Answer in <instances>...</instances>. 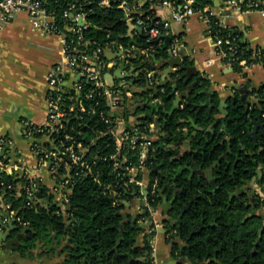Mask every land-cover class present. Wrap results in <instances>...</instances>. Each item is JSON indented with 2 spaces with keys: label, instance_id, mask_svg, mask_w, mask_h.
I'll return each mask as SVG.
<instances>
[{
  "label": "trees",
  "instance_id": "obj_1",
  "mask_svg": "<svg viewBox=\"0 0 264 264\" xmlns=\"http://www.w3.org/2000/svg\"><path fill=\"white\" fill-rule=\"evenodd\" d=\"M172 1L177 5L184 4V0ZM212 4V0H194L192 8L199 11ZM85 7L88 9L90 5ZM99 12L96 8L87 17L92 25L87 32L91 49L111 42L128 48L129 27L124 13L118 9ZM143 18L147 27L161 23V19L151 12ZM210 26L214 37L234 40L238 52L234 57L237 59L234 71L242 73L241 60H247L248 65L261 63L264 66V57L252 59L255 51L264 53V48H251L243 33L221 26L215 17H210ZM98 27L102 29L98 30ZM179 37L182 39V35ZM137 42L139 51L132 50L133 56L128 59L127 70L131 74L124 81L127 89L122 84H117L116 88L123 93L130 92L134 101L132 107H126L123 112L126 120L138 117L137 127L142 130L152 124L158 126L147 165L151 181H159L160 196L154 206L161 204L163 197L169 202L174 199L164 222V228L171 233L165 241L171 245L172 257L185 260L187 264H264V218L253 216L246 220L249 211L243 201L246 193L240 195L244 186L254 179L264 187V136L259 131L258 142L253 139L256 126L264 125V84L252 88L251 95L245 100L239 90H234L226 100V108L221 110L219 94L212 90L207 78L198 74L187 79L185 70L194 66L187 58L182 67L164 81L156 75V85L149 87V65L157 64L158 70H165V63L171 59L170 46H166V41L149 42L144 31ZM223 49L229 53L227 46ZM90 87L86 85V89ZM204 92L211 93L210 105H207ZM181 94H187V97L174 114L169 115ZM156 99H161L162 103L153 105ZM137 104L144 108L138 107L134 112ZM102 109H106L104 105ZM77 122L72 120L73 125H78ZM106 130L104 123L92 121L80 139L85 145L94 142L90 155L99 157L100 183L91 178L76 181L72 187L70 209L62 215H57L58 206L52 204V196H47L44 190L41 196L47 199V206L24 214L31 226L16 249L22 256L31 254L37 249L38 240L44 238L53 245L66 243L62 264H154L150 244L153 235L145 234V229L140 226L142 216L127 214L126 204H115L113 196L103 189L116 176L109 160L115 153L114 141L110 136L98 137V132ZM179 169H183L182 174L175 178ZM195 171L203 174L193 173ZM206 171L210 172L209 177L204 175ZM211 179L215 181L214 186L210 184ZM135 192V195H129V202L140 194L138 188ZM195 198L197 200L185 212ZM257 208L264 210V203L260 202ZM19 233L20 230H10L11 237Z\"/></svg>",
  "mask_w": 264,
  "mask_h": 264
},
{
  "label": "built area",
  "instance_id": "obj_2",
  "mask_svg": "<svg viewBox=\"0 0 264 264\" xmlns=\"http://www.w3.org/2000/svg\"><path fill=\"white\" fill-rule=\"evenodd\" d=\"M223 2L228 9L258 11L264 17V0ZM193 3L194 0H184L182 5L172 0H0V26L13 21L17 14L25 13L33 29L62 38L64 56V62L55 64L47 74L48 112L44 124L22 122V133L29 141V151L36 163L35 170L18 156L13 139L0 138V234L6 233L11 226L20 231L28 230L31 222L24 214L47 206V199L41 196L44 190L47 196H52V204L58 206L57 215H62L67 212L76 181L91 178L100 183V171L97 169L99 157L90 155L94 142L85 145L80 140L84 136V129L92 121H98L107 127L106 131L98 132V137L110 136L115 149L109 160L116 176L103 189L113 196L115 204L123 202L130 206L135 201L141 203L138 207V216H142L139 224L146 234L153 235L150 241L153 246L158 237L155 233L160 235L162 230L161 223L156 222L160 204L154 206L160 196L159 181H151L146 175L149 173L147 161L156 141V127L152 124L142 130L137 127L138 123L131 126L124 118L125 108L132 107L134 101L130 92L123 93L116 85L111 87L106 81L105 75L110 73L112 65L104 59V55L107 49L115 47L120 53L119 62H124L127 67L128 59L133 56L132 50L116 42L105 46L98 44L91 49L92 42L88 40L87 32L92 25L87 17L96 8L101 13L121 10L126 20L143 29L149 42L163 43L170 37V55L177 57L182 43L179 35L171 31L172 23L185 24L192 16L199 14L210 26V17H215L208 7L195 11ZM86 4L90 8L87 9ZM146 6L149 9H145ZM161 7L171 10V18L157 23L158 27H147L143 16L148 12L157 15V9ZM209 34L214 38L216 55L225 65L233 68L237 61L234 57L238 53L234 40L214 37L211 26ZM223 46H227L229 53ZM143 53L147 55V52ZM263 57L262 50H257L252 59L261 60ZM253 65H248L247 60L239 62L242 68ZM68 72L78 77L73 90L67 87L68 79L65 76ZM147 78L148 86L154 87L157 81L152 71ZM87 84L91 86L90 89H86ZM121 86L127 87L125 82ZM161 103V99L152 102L153 105ZM73 119L78 121V125L72 124ZM42 139H47L48 143H42ZM43 171L50 178L51 186H47L43 175L39 174ZM137 188L140 194L129 202V195H135ZM166 236L170 237L168 232Z\"/></svg>",
  "mask_w": 264,
  "mask_h": 264
},
{
  "label": "crops",
  "instance_id": "obj_3",
  "mask_svg": "<svg viewBox=\"0 0 264 264\" xmlns=\"http://www.w3.org/2000/svg\"><path fill=\"white\" fill-rule=\"evenodd\" d=\"M212 1L213 4L208 9L218 19L221 26L239 30L251 48H264V17L260 12H238L228 9L223 0ZM157 16L161 21L169 20L171 10L161 7L157 9ZM209 27L207 21L201 15L196 14L185 24L172 23L171 31L176 35H182V47L186 48L187 53L185 59L189 58L194 62L193 67L185 70L187 79L198 74L200 77L207 78L212 84V90L219 94L221 102L224 101L226 105L227 98L233 94L234 90L247 87L249 91H252V88L264 84V66L255 64L243 68L242 73H238L232 67L225 65L216 55L215 41L209 34ZM141 34L139 27L133 22V29L128 33V37L130 44L132 40L134 42L128 48L139 51L137 40ZM62 48L61 37L45 35L33 29L25 13L17 14L13 21L0 26V138L13 139L15 141L14 149H17L18 156L29 162L33 170H35L36 163L29 151V141L23 136L22 122L44 124L48 112L47 74L55 64L64 62ZM105 56L109 64L112 65L110 73L114 76L115 85L124 83L125 80L114 75L121 65L118 50L115 47L109 48L106 50ZM173 58L176 57H171V59ZM185 59H183L182 65ZM166 66L165 70L160 71L156 64V70L152 71L154 77L158 75L159 80L164 81L168 69L174 73L182 67L170 69L168 65ZM130 74L131 71L127 69L122 72L126 78ZM65 77L68 79V89L73 90V85L78 77L73 76L70 72ZM220 108L223 110L226 106L222 108L220 105ZM128 122L131 126L136 125L138 117H130ZM156 127L158 126L156 125ZM41 141L44 144L48 143L47 139ZM39 174L43 175L45 184L51 186L48 175L44 171ZM146 176L147 179H150L149 173ZM160 206L163 208V201ZM138 207V201H135L130 206L127 205L126 211L127 213L134 211L138 216ZM162 214L160 223L164 226L168 216L164 214L163 209ZM11 229L10 227L3 234L8 236V240L17 239L20 233L11 237ZM160 232L165 235L167 230H160ZM21 243L22 240H20L19 246ZM141 243L142 241L139 239V244ZM65 244L64 241L60 245L56 242L49 248L44 247L43 253L35 249L31 254L22 256L16 250L19 246L9 249L7 243L0 240V264H62L66 257V254L63 253ZM166 245L168 247H165ZM152 248L154 264H176V262L181 264L183 261L175 260L172 257L171 247L166 243L164 236L155 238Z\"/></svg>",
  "mask_w": 264,
  "mask_h": 264
},
{
  "label": "water",
  "instance_id": "obj_4",
  "mask_svg": "<svg viewBox=\"0 0 264 264\" xmlns=\"http://www.w3.org/2000/svg\"><path fill=\"white\" fill-rule=\"evenodd\" d=\"M98 14H101L100 12ZM128 27H129V32L133 29V22L132 21H129L128 22ZM139 30L141 33H143V29L139 27ZM134 41L132 40L131 41V44L133 43ZM170 42H171V38L170 37H167L166 38V46L169 47L170 46ZM131 44L129 45V47H131ZM187 56V53H186V48L185 47H182L181 48V52H180V55L176 58H173V59H170L168 60L165 64L169 66L170 69H173V68H176V67H181L182 66V61L183 59H185ZM115 67H117V65H115ZM149 68L151 71H155L156 70V66L154 65H149ZM127 69V67L125 66V63L122 62L120 67H119V70L114 74L116 77H118L119 79L121 80H125L126 79V76L122 75V72L125 71ZM172 73L171 70L168 69L167 71V77L165 78H169L170 74ZM105 79L106 81L108 82V84L111 86V87H114L115 86V81H114V76L111 74V73H107L105 75ZM240 94H241V98L242 100H245L247 98V95L251 93V91H249L247 89V87H243L239 90ZM204 94L207 96L208 98V101H207V105H210V96H211V93L209 92H204ZM187 97V94H181L179 95L174 104H173V108L171 109L169 115H173L174 112L180 107L181 103L183 102V100ZM225 102L222 101L221 102V107H225ZM138 107H142L144 108V105H137L134 109V112H136L137 108ZM150 108H156L155 106H150ZM190 123H192L193 127L194 128H197V126L194 124V122L192 120H190ZM259 131H262L263 134H264V125H260L258 124L253 132V137H254V140L257 139V136H258V132ZM190 141L192 140V138L189 139ZM187 151L189 150V144L187 146ZM189 169V168H188ZM182 170L183 169H179L176 171V178L182 174ZM215 184V181H212V185L214 186ZM197 199H193V201L191 203H189V205L187 206V208L185 209V212H188V210L191 208V205L193 202H195ZM174 202V199L169 202L167 197H164L163 198V211H164V214L168 216L169 214V211H170V208L172 206V203ZM68 210L70 209V207L67 208ZM12 229H15L13 226H11ZM27 230L25 231H20V235L17 237V239H14V240H8V236L6 234H1L0 235V240L2 242H6L7 243V247L9 249H12L13 247L15 246H19V242L20 240H22L23 236L26 234ZM174 242H177V241H174ZM173 242V243H174ZM260 243V241L258 242V244ZM178 262H176L177 264ZM186 263L185 260L181 261V264H184Z\"/></svg>",
  "mask_w": 264,
  "mask_h": 264
},
{
  "label": "rangeland",
  "instance_id": "obj_5",
  "mask_svg": "<svg viewBox=\"0 0 264 264\" xmlns=\"http://www.w3.org/2000/svg\"><path fill=\"white\" fill-rule=\"evenodd\" d=\"M155 139H157V134L155 133ZM246 190H247V193H259V196H260V198L262 199V198H264V188H262V187H260V186H258L257 184H256V182H251L246 188H245ZM145 195L147 196L148 195V193L147 192H145ZM138 205L139 206H141V203L140 202H138ZM162 206H160L159 205V207H158V213H157V220H156V222H160V219H161V217H163V214H162ZM126 213H127V211H126ZM129 213H131L130 215H132V216H136V214H135V212L134 211H130ZM128 214V213H127ZM257 214L258 215H260L261 217H263L264 218V210H260V211H258L257 212ZM159 215V216H158ZM161 215V216H160ZM170 221H171V223H174V221L173 220H171L170 219ZM264 221V220H263ZM264 225V224H263ZM162 228V230H165V228H164V226H162L161 227ZM146 234V233H145ZM166 234L167 233H165V235L163 234V233H160V235H157V233H155V236H164V238L165 239H167V236H166ZM168 235H171V233H168ZM142 238H143V235L139 238L140 239V241H142ZM62 239H60V241H61ZM53 244H50L46 239H44V238H40L39 240H38V242H37V250L38 251H40L41 253H43V251H44V247H46V248H49V247H51ZM170 247H171V245L170 244H168ZM165 247H168L167 245L165 246Z\"/></svg>",
  "mask_w": 264,
  "mask_h": 264
},
{
  "label": "flooded vegetation",
  "instance_id": "obj_6",
  "mask_svg": "<svg viewBox=\"0 0 264 264\" xmlns=\"http://www.w3.org/2000/svg\"><path fill=\"white\" fill-rule=\"evenodd\" d=\"M261 133H262V135L264 136V134H263V132L261 131ZM258 136H259V132H258ZM258 136H257V139L256 140H254V142L255 143H257L258 142ZM253 139H254V137H253ZM193 173H198L199 175H202L203 173L202 172H200V171H195V172H193ZM193 173H192V175H193ZM204 175L206 176V177H209V175H210V172L209 171H206L205 173H204ZM175 178H176V174H175V176H174ZM212 181H214L213 179H211L210 180V184L212 185ZM252 182V181H251ZM250 182V183H251ZM253 182H256V184L259 186V184H258V182H257V180L256 179H254L253 180ZM250 183H248V184H246L245 186H244V188H243V193H241L240 195H242V194H244V192L246 193V197L243 199V201H244V205L248 208V212H247V215H246V220L248 219V218H250V217H258V216H260V215H258L257 214V212L258 211H260L259 210V208H257L258 207V204L260 203V202H262V203H264V198H260V196H259V193H247V190L245 189ZM261 187V186H260ZM262 188H264V187H262ZM164 198V197H163ZM175 198V197H174ZM172 201V200H171ZM170 201V202H171ZM171 209V208H170ZM256 251V250H255Z\"/></svg>",
  "mask_w": 264,
  "mask_h": 264
}]
</instances>
